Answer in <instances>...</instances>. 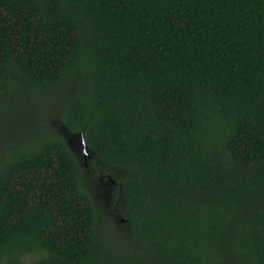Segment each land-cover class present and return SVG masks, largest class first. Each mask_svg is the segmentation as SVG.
Segmentation results:
<instances>
[{"label": "trees", "instance_id": "16d2710c", "mask_svg": "<svg viewBox=\"0 0 264 264\" xmlns=\"http://www.w3.org/2000/svg\"><path fill=\"white\" fill-rule=\"evenodd\" d=\"M91 176L144 264H264V0H0V264H98Z\"/></svg>", "mask_w": 264, "mask_h": 264}, {"label": "rangeland", "instance_id": "374dc122", "mask_svg": "<svg viewBox=\"0 0 264 264\" xmlns=\"http://www.w3.org/2000/svg\"><path fill=\"white\" fill-rule=\"evenodd\" d=\"M33 101L35 102L30 103L29 111L52 102V100L43 103H38L36 102L37 100ZM47 107L44 110L39 108V110H42L40 113H43ZM52 113L51 109L42 114L44 116L50 114V117L46 119L49 123L48 128L54 134L60 133L65 139L67 132L63 133V130L61 129L62 127L59 126V120L55 117L57 114L52 116ZM33 117L34 116L32 115L29 119H33ZM67 141L70 143L71 148L76 154L80 156L83 163L86 166L89 165V152L87 158H85L83 154L84 139L79 135L69 137L67 134ZM88 179L89 180H86V183H84L86 191L89 192L105 219L103 224V235L107 246L103 258L98 264H144V252L139 250L144 249V247L139 244L128 218L116 211V197L113 187L106 181H96L92 176Z\"/></svg>", "mask_w": 264, "mask_h": 264}, {"label": "water", "instance_id": "95a60500", "mask_svg": "<svg viewBox=\"0 0 264 264\" xmlns=\"http://www.w3.org/2000/svg\"><path fill=\"white\" fill-rule=\"evenodd\" d=\"M83 145H84V153L83 154H84V157L87 158V156H88V146H87L85 140L83 141Z\"/></svg>", "mask_w": 264, "mask_h": 264}]
</instances>
